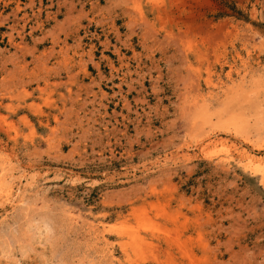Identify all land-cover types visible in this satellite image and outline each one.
Here are the masks:
<instances>
[{
  "label": "rangeland",
  "instance_id": "rangeland-1",
  "mask_svg": "<svg viewBox=\"0 0 264 264\" xmlns=\"http://www.w3.org/2000/svg\"><path fill=\"white\" fill-rule=\"evenodd\" d=\"M0 264H264V0H0Z\"/></svg>",
  "mask_w": 264,
  "mask_h": 264
}]
</instances>
